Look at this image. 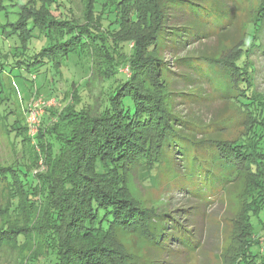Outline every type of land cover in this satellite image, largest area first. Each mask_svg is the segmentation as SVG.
Segmentation results:
<instances>
[{
	"label": "trees",
	"instance_id": "trees-1",
	"mask_svg": "<svg viewBox=\"0 0 264 264\" xmlns=\"http://www.w3.org/2000/svg\"><path fill=\"white\" fill-rule=\"evenodd\" d=\"M102 1L115 15L106 26L94 10L97 0L83 1L80 18L72 9L54 15L51 6H58V0L15 2L13 12L0 4V43L10 45L0 48L6 58L0 60L1 91L7 84L4 75L12 79L42 68L59 72L64 59L78 48L90 52L77 54L92 61V76L113 78L115 85L105 104L75 109L80 98L73 85L67 98L62 96L65 105L48 107V121L41 120L37 134L40 154L22 127L32 153L24 156L23 164L32 169V178L18 164L0 166V252L14 250L20 264H40V256L52 254L51 264H189L203 243L211 203L205 194L226 191L239 182L245 196L230 264H264V253L249 250L250 244L264 242V234L261 239L253 234L247 212L256 206L250 200L253 193L264 187L244 176L250 168L249 131L258 104L252 57L263 48L259 37L264 0H258L253 34L237 43L229 61L217 49H204L194 60L181 53L205 39H226L237 18L238 0ZM126 42L129 53H124ZM14 47L22 52L7 61L14 57ZM117 65L129 71L119 80ZM168 66L184 69L185 83L198 90L190 94L203 99L196 83L211 84V66L230 72L236 95L215 96L241 103V108L253 105L244 107L248 119L241 138L225 139L219 121L223 118L205 124L181 115L166 80ZM18 118L25 120L17 114L15 124ZM131 164L137 169L148 166L166 180L178 179L174 183L190 196L188 205L143 207L128 189ZM236 173L241 181L231 185ZM118 233L141 238L143 245L136 251L126 249L116 241Z\"/></svg>",
	"mask_w": 264,
	"mask_h": 264
},
{
	"label": "rangeland",
	"instance_id": "rangeland-1",
	"mask_svg": "<svg viewBox=\"0 0 264 264\" xmlns=\"http://www.w3.org/2000/svg\"><path fill=\"white\" fill-rule=\"evenodd\" d=\"M25 0H0L1 6L8 11L13 12L16 10L15 6H11L15 2H24ZM84 0H58L59 5L54 4L51 6V12L54 15L63 16L64 13L72 12L75 17L80 18V12L83 7ZM239 6L237 11V18L232 27L227 30L226 39L213 38L205 39L195 44H192L188 50L181 53L183 56L191 57V59L201 54L200 51L204 49H217L222 59L229 61L231 57L237 53L236 46L245 37L247 39L253 34V24L256 20L260 1L258 0H238ZM95 11L100 15L102 24L108 25L114 21V11L108 9L107 5L102 0H97ZM105 8V10H104ZM1 13V12H0ZM0 14V21L3 18ZM13 19V17H9ZM114 25L111 24V26ZM3 40L0 37V41ZM260 42L263 48L257 58L252 57L255 65L257 66V73L255 76L254 84H257L258 98L254 102L258 103L254 117L251 122L249 137L253 141L251 154L248 155V164L250 168L247 174L255 184L259 187H264V29L260 32ZM42 41V40H41ZM15 42V41H14ZM13 42V43H14ZM42 44V43H40ZM14 45V44H12ZM10 46V45H9ZM9 46L0 48L6 50ZM124 53H129L128 43H124ZM0 49V51H1ZM9 50V49H8ZM22 52L21 49L13 48L7 61L16 59V55ZM77 53H90L87 49L81 50L78 48L75 53L69 54L64 59L59 72L55 68L49 70L42 68L39 72L33 74H26L24 72L21 76L12 78L4 75L6 86L4 91L0 90V166L8 167L12 164H18L22 171H28L30 179L32 178V169L25 166L24 156L27 158L32 154L30 148L25 146L24 139L30 138V143L34 145L35 150L40 154L37 148V134L41 125H35V132L30 128L29 116L33 111H37L39 124L43 118L48 121L47 110L51 106H59L60 108L65 105L62 101V96L65 93L71 92L74 85L78 97L80 98L79 104L75 105V109L82 108L90 104H97L102 102L105 104L108 93L115 87L114 79L111 80H96L92 76V61L86 55ZM1 54V53H0ZM0 60H6L3 55H0ZM194 60V58H193ZM2 62V61H1ZM97 67V65H95ZM94 66V68H95ZM166 80L170 85L171 90L174 92V101L178 103L176 110L185 118L195 122L207 123L212 119H220L223 125L222 135L228 140H237L246 132V121L248 119V110L244 107H253L251 103L244 105L243 108L239 107L241 103L234 104L224 96H235L236 93L231 86L232 76L230 72L225 69H216L211 66L209 75L212 77L211 84L206 81L196 83L201 89V97L193 96L198 90L193 85L185 83L181 74L184 69L177 66L165 69ZM129 74L127 68L117 65V72L115 77L119 80L122 79L124 74ZM229 81V83H227ZM189 94H177V93ZM198 93V92H197ZM215 93L225 94L223 97L215 96ZM213 95V96H212ZM232 96V97H233ZM67 98V97H65ZM251 101V100H250ZM42 102V104L40 103ZM243 103V102H242ZM37 106V109L33 106ZM126 104L128 101L126 100ZM130 108L132 107L129 105ZM175 106V105H174ZM17 114L25 118L24 121L18 118ZM249 123V120H248ZM29 124V125H28ZM22 127H25L26 137L23 134ZM187 133V132H186ZM199 138L198 136H196ZM26 149H25V148ZM25 151V152H24ZM251 170V171H250ZM128 177V189L130 194L137 200L143 207L156 209L165 208L173 209L175 207L187 206L190 196L184 190L179 189V186L174 182H180L178 179L166 180L164 176L154 173L148 166L142 169H137L135 164H131ZM152 171V172H151ZM236 173L231 185L236 181H241ZM241 177V176H239ZM243 184V182H242ZM236 187L228 188L226 191H208L205 195L210 197L211 203L206 211V224L203 243L200 249L191 257L189 264H230L233 262V254L236 252L238 243V222L236 218L241 217L240 210L243 205L244 190L239 182ZM264 189V188H263ZM260 190V188H259ZM258 199V200H257ZM251 202H255L256 206L250 208L247 212L250 216L252 223L253 234L261 239L264 234V190L261 192L253 193ZM225 223V225H223ZM117 242L121 243L126 249L136 251L143 245L141 238L133 239L130 235L124 233L117 234ZM249 250L254 254L264 253V242L256 241L249 246ZM52 255L40 256V264H51ZM0 264H20L17 260L16 252L14 250L0 252ZM239 264H246L244 260H240ZM248 264H258L255 262H248Z\"/></svg>",
	"mask_w": 264,
	"mask_h": 264
},
{
	"label": "built area",
	"instance_id": "built-area-1",
	"mask_svg": "<svg viewBox=\"0 0 264 264\" xmlns=\"http://www.w3.org/2000/svg\"><path fill=\"white\" fill-rule=\"evenodd\" d=\"M42 104V102H40ZM40 105V104H37L36 106H33V108L37 109V106ZM29 122H30V128L33 132H35V125H39V118H38V115H37V111H33L30 116H29ZM29 125V124H28Z\"/></svg>",
	"mask_w": 264,
	"mask_h": 264
}]
</instances>
